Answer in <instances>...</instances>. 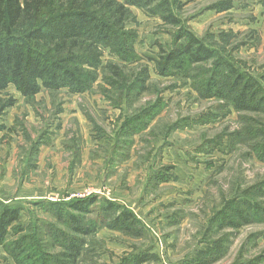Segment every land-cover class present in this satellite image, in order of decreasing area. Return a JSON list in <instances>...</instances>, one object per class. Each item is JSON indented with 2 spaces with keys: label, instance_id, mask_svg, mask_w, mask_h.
<instances>
[{
  "label": "rangeland",
  "instance_id": "1",
  "mask_svg": "<svg viewBox=\"0 0 264 264\" xmlns=\"http://www.w3.org/2000/svg\"><path fill=\"white\" fill-rule=\"evenodd\" d=\"M157 3L143 10L131 6L125 27L135 32L138 60L124 70L134 76L140 65L149 67L150 88L144 93L123 95L104 79L103 67L120 61L109 49L93 88L83 94L43 89L27 100L13 85L0 93L4 101L17 100L0 113V201L23 206L25 225L56 223V216L36 202L91 195L116 201L145 222L133 234L104 227L89 237L86 248L96 247L90 264H119L143 251L155 254L146 264H191L186 262L210 241L221 248L211 264H264V161L238 136L249 122L245 117L264 122V113L227 114L224 100L200 98L192 80L156 73L151 59H158L159 44L172 45L178 31L160 13H150ZM174 12L179 26L264 84V0H195ZM217 62L203 66L214 70ZM202 69L194 74L201 76ZM204 75V80L211 76ZM157 96L164 106L149 129L128 132L123 127L128 117L139 115ZM207 117L211 122L198 121ZM188 118L186 128L167 134L168 125ZM164 172L170 179L159 183ZM247 190L256 194L249 221L219 228L220 214L216 221L213 216ZM97 214L99 209L92 218ZM0 264H16L1 245Z\"/></svg>",
  "mask_w": 264,
  "mask_h": 264
},
{
  "label": "trees",
  "instance_id": "2",
  "mask_svg": "<svg viewBox=\"0 0 264 264\" xmlns=\"http://www.w3.org/2000/svg\"><path fill=\"white\" fill-rule=\"evenodd\" d=\"M156 1L150 13H160L166 23L178 26L172 45L159 44L158 59H151L156 73L162 77L181 75L192 80L200 98L224 100L222 107L227 108V114L232 110L264 113V84L245 68L220 56L188 27L179 26L174 10H182L195 0H0V93L13 85L27 100L34 99L43 89H68L72 94H83L97 81L101 58L107 49L120 61L102 66L104 79L117 86L123 95H131L128 92L135 90L144 93L150 88L149 67L140 65V71L133 72L134 76L124 70L138 60L133 46L135 32L125 27L131 6L143 10ZM230 6L226 3L224 9ZM215 61L218 62L214 70L208 71L203 66ZM199 68H203L201 76L198 72L194 74ZM204 74L211 76L204 80ZM16 101L13 97L0 99V113ZM163 106L164 98L157 96L140 109L139 115L129 116L123 127L128 132L143 133L160 115ZM209 117L198 121L211 122ZM134 119L137 122H133ZM189 122L190 118L173 122L166 127L167 134L186 128ZM244 123L247 124L238 131V136L249 140L254 156L264 161V122L245 117ZM169 179L166 172L157 178L159 183ZM260 188L263 186L256 191ZM247 192L232 197L216 212L213 220L220 214L219 228L236 227L238 220L249 221L256 206L252 204V195L256 194ZM34 205L55 215L56 223L25 225L21 220L23 206L0 201V245L16 264H90L96 247L86 248L89 237H97L104 227L133 234L138 226L145 225L130 208L98 195ZM98 209L101 214L92 218ZM40 235L51 240L41 243ZM217 243L208 242L186 263L211 264L221 251ZM154 256L146 251L133 253L119 264H146Z\"/></svg>",
  "mask_w": 264,
  "mask_h": 264
}]
</instances>
